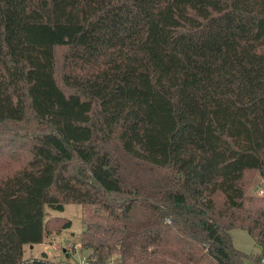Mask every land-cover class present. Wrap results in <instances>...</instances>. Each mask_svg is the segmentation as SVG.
<instances>
[{
  "label": "trees",
  "instance_id": "16d2710c",
  "mask_svg": "<svg viewBox=\"0 0 264 264\" xmlns=\"http://www.w3.org/2000/svg\"><path fill=\"white\" fill-rule=\"evenodd\" d=\"M255 172L264 0H0V264L69 202L85 264H260Z\"/></svg>",
  "mask_w": 264,
  "mask_h": 264
},
{
  "label": "rangeland",
  "instance_id": "374dc122",
  "mask_svg": "<svg viewBox=\"0 0 264 264\" xmlns=\"http://www.w3.org/2000/svg\"><path fill=\"white\" fill-rule=\"evenodd\" d=\"M261 182L262 176L255 172L247 192H253L254 187ZM83 214L84 209L80 203H64L61 210L44 205L43 219L51 215H58L68 218L70 224L45 234L42 240L35 242L32 247H29L30 243H24L22 259H42L45 264H81V259L85 260V255L88 252L87 249H82L78 245L80 232L83 228ZM230 233L234 246L249 254V257L245 259L246 264H256L253 258L260 252L261 247L254 238L245 229L239 227L232 228Z\"/></svg>",
  "mask_w": 264,
  "mask_h": 264
},
{
  "label": "built area",
  "instance_id": "2783aa9c",
  "mask_svg": "<svg viewBox=\"0 0 264 264\" xmlns=\"http://www.w3.org/2000/svg\"><path fill=\"white\" fill-rule=\"evenodd\" d=\"M253 191L256 192L257 194L261 195V196H264V185L262 184V182L257 184L254 187ZM166 220H168V219H166ZM81 264H85V260L84 259H81ZM260 264H264V254L261 257V263Z\"/></svg>",
  "mask_w": 264,
  "mask_h": 264
},
{
  "label": "crops",
  "instance_id": "0c3cea01",
  "mask_svg": "<svg viewBox=\"0 0 264 264\" xmlns=\"http://www.w3.org/2000/svg\"><path fill=\"white\" fill-rule=\"evenodd\" d=\"M33 244H34V243H30L29 247H32V246H33ZM78 245H79V243H78ZM245 263H246V262H245ZM253 264H254V263H253Z\"/></svg>",
  "mask_w": 264,
  "mask_h": 264
}]
</instances>
